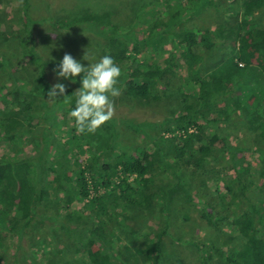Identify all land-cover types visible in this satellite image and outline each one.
I'll list each match as a JSON object with an SVG mask.
<instances>
[{
    "label": "trees",
    "instance_id": "trees-1",
    "mask_svg": "<svg viewBox=\"0 0 264 264\" xmlns=\"http://www.w3.org/2000/svg\"><path fill=\"white\" fill-rule=\"evenodd\" d=\"M120 2L133 15L127 25L112 24L110 11L83 12L65 22L64 29L80 26L77 34L88 32L99 38L100 56L110 55L122 69L117 86L122 85L133 102L140 99L160 106V120L111 118L92 133H78L73 122L67 126L61 118L73 106V89L66 85L68 98L51 99V106L46 101L48 61L37 56L32 46L27 49L23 58L38 68L32 83L19 76L15 60L0 54L2 67L16 74L13 89L0 88V96L7 100L0 110V127L9 140L36 131L40 141L39 150L32 145L30 156L0 158V261L13 258L3 252L11 245L21 250L33 240L35 245L24 252L30 264L42 255L55 252L57 256L61 248V258L73 257L66 264H127L113 250L124 239V249L129 252L132 247V264H164L173 259L165 251V239L179 242L177 236L186 237L180 226L186 230L190 224L185 222L192 219L188 211L175 210L174 202L183 197L189 209L198 201L195 219L216 231L193 246L205 260L202 264L207 259L220 264H264V23L259 21L264 0H211L210 5L208 0H177L174 6L168 0ZM39 5L35 17L36 3L22 0L21 26L15 33L29 42L36 20L53 11L45 0H39ZM208 7L222 18L192 24ZM3 40H7L5 31L0 34ZM172 78H180L179 86H173ZM26 82L32 84L29 90ZM183 83L187 88L182 96ZM119 124L148 146L135 147L132 155L117 148L115 152L113 145L122 135L116 129ZM233 125L245 126L252 139L262 142L248 148L229 140ZM98 131L108 136L106 144ZM102 144L107 156L102 165L96 157L82 167L79 160L85 150ZM225 156L228 166H221ZM252 160L254 167L245 165ZM166 172L171 180L159 189L156 182L168 178ZM147 201H154L147 215L157 227L151 234L140 218L146 214ZM48 209L52 213L45 215ZM15 211L22 224L13 230ZM129 215L139 222L134 221L129 233L116 234L115 217L125 222ZM9 233L15 237L10 245ZM234 233L241 239L232 237ZM82 255L88 262L80 259Z\"/></svg>",
    "mask_w": 264,
    "mask_h": 264
},
{
    "label": "rangeland",
    "instance_id": "rangeland-1",
    "mask_svg": "<svg viewBox=\"0 0 264 264\" xmlns=\"http://www.w3.org/2000/svg\"><path fill=\"white\" fill-rule=\"evenodd\" d=\"M47 1L48 5H51L53 8V11L51 13H48L44 16H40L36 20V25L34 26V30L32 31V39L29 42L26 40L23 36L20 37L15 32H19L20 29V21L19 17L22 13L23 8H21L22 0H0V14L3 20L0 21V34L2 32H6L7 34V40H3L0 42V54L4 56V58L10 57L14 63H16L18 66L17 70H19L17 73H19V76H24V79H28L29 82L32 83L38 76V68L29 60L28 58H23V55L27 51V49L32 46L34 51L36 52L37 56L41 57L43 60L48 61V64H46V74L49 78L48 83H53L54 78L51 71L50 64L53 65V58L56 62L60 60L62 55L67 52L71 54L75 59L80 60L81 57L85 60H90L91 58L99 59L100 57V48L102 47V44L99 43V38H95L92 34L86 32H81L77 34L76 32L79 31L80 26H74V27H68L67 29H64L65 22H69L73 20L75 17L80 15L83 12H92L94 14H103L105 12H112L111 17V23L114 25L122 26L127 25L131 21V17L133 18V15L130 14V10L121 4L120 0H45ZM138 2L144 1V0H137ZM169 2H174L177 0H168ZM210 1L208 0V3L210 5ZM33 2L36 3V12L35 17L38 15V8L39 0H33ZM135 4V2H132V5ZM207 4V6H209ZM172 6L174 4L172 3ZM126 8V9H125ZM168 9L170 10V7L168 6ZM202 10V13L196 18L191 21H193L192 24H205V19L212 18H218L221 19V15L218 14V12H214L212 8L208 7V10ZM132 15V16H131ZM52 21H55L52 23ZM260 23H264V14L260 15L259 19ZM64 24V25H63ZM71 31V32H70ZM9 32V34L7 33ZM72 34L69 35L68 33ZM73 32V33H72ZM66 36H69L70 38H67ZM29 42V43H28ZM121 45L126 48L128 46L127 43H121ZM120 45V46H121ZM13 56V57H12ZM22 57V58H21ZM28 60V61H27ZM4 62H0V88L2 85H5L4 90L13 89V82L16 80V74L15 71H13L10 68H7L6 66L2 67ZM81 63L86 65L87 61L81 60ZM130 66V65H129ZM15 74V75H14ZM180 78H172L171 81H176V83H173V86H179ZM184 82V81H183ZM64 83L69 86L71 89H75L77 86L76 84H70L67 81H64ZM19 84L21 87H25L21 81H19ZM29 84L26 82V90H29ZM118 87V86H117ZM182 87V88H181ZM181 95H185L186 93H183V89L185 90L187 87L185 86V83L181 84ZM120 95L113 99V115L112 118L114 120H135L136 122H141L143 120L146 121H157L162 118V108L158 106L157 104H154L152 102H145L144 100L140 99H133L135 102L132 101L131 97L126 96L123 93V87L120 85ZM176 88V87H173ZM2 91V93L5 91ZM6 99L4 96H0V110L3 109L4 105L6 104ZM48 102V105L51 106L52 100L51 98H47L46 100ZM165 112V111H163ZM63 117H61L67 124V126H70L72 123V119L68 116L66 111L62 112ZM61 120V119H60ZM2 121V125H3ZM60 127L64 126L65 124L59 125ZM59 127V128H60ZM245 126L242 125L238 129L235 128V126H232V129L230 132H232V136L237 134L238 139L236 140L235 136H231V138L227 137L229 140L236 141V143H242L245 144L248 148H252L255 146L256 143H260L262 141L254 140L252 139L253 134L247 131ZM118 132L122 133L120 137L117 138L115 144L113 145V150L116 152V148L120 150L121 152H128L132 155V150L135 147H147L148 143H145L144 140L137 138L135 134L132 135V130L126 129L122 126V124H119V126L116 127ZM3 127H0V158H5L11 156H21L26 155L30 156L31 153L34 151V148L39 150V139L36 137V131L35 133L32 132V135H29L27 137H22V139H19L18 137L8 139L4 135ZM116 130V131H117ZM65 132V131H63ZM124 133V135H123ZM99 134L100 137H103L104 143L108 139V136L103 133V131H98L97 135ZM67 137V134L66 136ZM66 140H69V137L66 138ZM36 144V145H35ZM84 143L81 144H75L76 146H81ZM106 144V143H105ZM98 145L95 147L94 150L86 149L85 153L83 154V157L79 160L80 163L83 166H87V163H92L95 161V158L98 157L99 161L98 164L102 165V162L105 160L104 151V145ZM231 144V142H230ZM32 145L34 148H32ZM116 156V154H114ZM112 159V157L110 156ZM249 163H246L245 165H251L255 166L256 162L254 160L247 161ZM229 163V159L227 156L223 157L221 159V166L227 165ZM228 166V165H227ZM231 174V172H230ZM164 176L160 180H157L156 184H158L159 189L164 188L168 185L169 181L171 180L169 178L168 173H164ZM252 180L255 182V175L254 173L250 174ZM132 178V177H131ZM130 178V180H131ZM170 179V180H169ZM164 185V187H163ZM158 189V190H159ZM100 191V189H98ZM214 191V192H213ZM212 192V197L216 198L217 192L215 190ZM93 192V191H92ZM260 192V191H259ZM103 193V192H102ZM154 201H147V203L144 205V209L146 211V214L143 212L142 218L143 219V228H148L149 233H155L157 231V227L154 222H151L153 219L147 217L149 210H152ZM175 210L180 213L182 210L183 212L188 211V214L191 213V218L185 224H190L186 230L184 229V226H180L182 229V233L186 231V237H181L180 234L178 237L179 242H175L173 238H166L165 239V251L168 254H172L173 259H169L168 262H165L164 264H202L203 260L200 257V253L198 252L197 248L193 247L195 244H200L203 242V238H212L215 236L214 234L216 231L210 226H207L203 221L196 220L195 219V213L196 211L200 210V205L198 204V201L194 200V205L191 204L192 209H189L190 207L185 205V202L183 200V197H179L177 201L174 202ZM154 209V208H153ZM44 214L48 215L51 214L52 211L50 209L43 211ZM15 215H12L15 220H17V223L13 224V230L16 226V229H19L22 224L21 216L18 211L14 212ZM154 219L158 221L157 217L155 216ZM134 221L139 222L138 220H133V216L129 215L127 216L126 221L124 222L122 219H120L118 216L114 219V227L113 231L116 234H121V236L124 233H129L127 230H130V228H134ZM127 224L125 227L124 225ZM227 230V229H225ZM60 233V232H59ZM171 233H173L171 231ZM10 234V239L8 241V245L12 242V239L15 237L12 233ZM229 232L225 233V236H227ZM62 236V235H61ZM232 237L239 238L235 233L231 235ZM63 238V237H62ZM226 238V237H225ZM64 242H67L63 238ZM33 243V244H32ZM228 243H231L228 241ZM123 244H126V242L122 241L117 242L114 244L113 250L115 252V255L118 256V259L124 260L127 264H132V247L130 245L129 249L130 251L127 252ZM35 243L32 240H28L26 247H22L21 250L15 249L14 244L9 247V249H6L3 251L5 255L13 256V258H3L0 261V264H30L28 254L26 255L24 252H28L30 250V247L34 246ZM38 248L40 250V245L38 244ZM64 248H61L59 252L57 253V256H53L55 252L51 254H47L45 256H41L40 260L36 264H52L54 260H57V264H66L68 261H72L73 257L72 255L65 254L62 258L61 253L63 252ZM32 250V248H31ZM50 250H48L49 252ZM43 252V251H42ZM45 252V251H44ZM3 255V254H2ZM39 256V254H37ZM37 256V257H38ZM170 256V255H169ZM56 257V258H55ZM171 257V256H170ZM215 258H217L215 256ZM82 261L88 262L86 259V256L82 255L80 258ZM207 259V258H206ZM137 260H134L135 263H137ZM219 260V259H218ZM210 259H207L206 264H220L219 262H208ZM220 261V260H219ZM226 264V263H223Z\"/></svg>",
    "mask_w": 264,
    "mask_h": 264
},
{
    "label": "clouds",
    "instance_id": "clouds-1",
    "mask_svg": "<svg viewBox=\"0 0 264 264\" xmlns=\"http://www.w3.org/2000/svg\"><path fill=\"white\" fill-rule=\"evenodd\" d=\"M84 56V55H83ZM82 56V57H83ZM75 59L65 52L56 62L53 58L51 69L54 78L45 91V96L56 100L68 98L66 94L67 81L77 84L73 94V106L68 111L74 127L78 133H92L113 115V99L120 95L117 87L118 78L121 76V67L114 62L110 55H102L99 59ZM81 60L87 61L84 65ZM69 100L65 99V103Z\"/></svg>",
    "mask_w": 264,
    "mask_h": 264
}]
</instances>
